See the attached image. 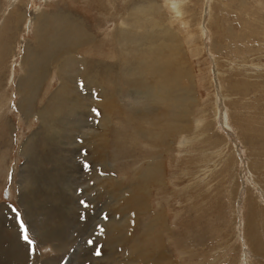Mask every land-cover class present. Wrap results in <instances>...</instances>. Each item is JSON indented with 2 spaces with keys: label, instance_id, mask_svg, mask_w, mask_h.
<instances>
[{
  "label": "rangeland",
  "instance_id": "374dc122",
  "mask_svg": "<svg viewBox=\"0 0 264 264\" xmlns=\"http://www.w3.org/2000/svg\"><path fill=\"white\" fill-rule=\"evenodd\" d=\"M112 1L0 0V264H159L146 245L144 226L162 209L169 229L158 227L153 236L160 238L173 264H264V55L257 56L264 45V0H157L150 11L179 35L174 47L182 54L173 63L194 73L193 94L202 105L190 115L188 131L163 129L161 138H148L149 126L141 123L144 133L138 139L132 132L146 110L140 92L132 83L125 88L122 78L117 100L104 103V96L112 89L107 80L121 72L122 48L129 59L141 53L140 20L150 25L151 16L133 8L131 0ZM59 8L80 16L78 24L95 41L82 39L80 63L72 71H60L56 64L48 69V80L29 97L33 113L24 115L20 79L27 45H39L37 17ZM121 30L129 33L127 38L120 36ZM243 47L251 52L241 51ZM86 61L94 62L91 69L98 68L96 84L81 77L73 81ZM62 82L76 86L83 107L64 100ZM110 102L118 103L111 122L102 107ZM163 109L152 116L158 128L168 115H176L172 110L178 111H167L164 119ZM206 125L208 135L187 138ZM83 149L88 150L91 172L82 168ZM160 153L167 186L152 185L147 195L152 208L138 215L129 191L137 187L144 192L145 184L136 176L149 156ZM135 177L137 185L130 186ZM80 188L92 205L84 210L86 220L79 218ZM12 206L29 225L35 252L22 239Z\"/></svg>",
  "mask_w": 264,
  "mask_h": 264
},
{
  "label": "bare ground",
  "instance_id": "6f19581e",
  "mask_svg": "<svg viewBox=\"0 0 264 264\" xmlns=\"http://www.w3.org/2000/svg\"><path fill=\"white\" fill-rule=\"evenodd\" d=\"M117 1H120V0H117ZM112 2H114V0ZM156 2L157 0H138L136 2H134L133 0L130 1V5L133 8L136 7V10H139L143 14L148 12L150 14L149 17L151 16L150 19L152 21L149 20L150 25H148L144 23V19L141 18L140 23L142 24L143 29L139 30V35H138V39L141 44V53L133 54V58L129 59L126 57L127 51L125 49L123 50L122 48V51L119 54V57L121 58V62L119 64V67H120L119 71L121 72H118L119 73L118 75L113 74V77L107 80V82L111 84L112 89L110 88V92L109 93L106 92L104 96V103L105 101H108L110 99L111 101H113L112 99H115L118 95L120 96L123 90L122 89L117 90L116 86L118 85V83L121 82L122 78L124 79L126 78L123 84L125 88L129 90L130 84L132 83L133 88L136 91L140 92L138 94L143 96L142 100L146 106L145 108L146 110L143 111L144 113L140 117V123L134 126V131L132 132V134L135 136L136 139L143 136V133H144L141 123H146L149 126V131L146 135L148 138L153 137L155 135H156V138H161L163 135V129H166L172 133H175V132L179 133L180 131H188V129H190L191 127L190 119L193 118L190 115H192V113L195 111L197 112L198 107L202 105L200 98L195 97L193 94L194 87H195L194 86L195 79H196V76L193 75L194 73L193 74L190 73L191 69L189 70L187 69V67H184L182 69V68H178L174 66L173 58H175L177 55L182 54L181 51H178L176 47H174V45L177 44V39L179 35L176 32H173L172 28L164 26V24L159 19L154 17L155 15L154 16L152 15V13H155L156 11L151 12L150 10L151 9L153 10L152 6L156 4ZM126 4H129V3H126ZM133 11L134 10H132V12ZM126 13L128 12L126 11ZM37 19L38 21L36 25H37V32L39 33V39L37 40H38L39 45L36 47H33L32 45H29V44L27 45V49H26L27 54L24 58L25 73L22 75L20 79V83H21L20 110L24 115H27L26 114L27 111H30L31 114L33 113V110H32L33 105H31V104H34L32 103L33 98H29V97L34 96L40 84L43 82V79L46 81V79L49 77V75H47L48 69L52 67L53 64H56L54 66H56L60 71L66 72L69 68H71V71H72L73 66L75 64L80 63L79 61L80 55H77V54H78L79 48L81 47L82 39H87L89 44L95 41V36L88 33V31L83 26L78 24V22H82V19L80 18V16H78L76 13L72 12L71 10H63L59 8L58 10L53 11L52 13L44 12L40 14L37 17ZM21 20L23 19L18 20V22ZM122 21H123V18H122ZM128 34H126L125 30H121L120 36L122 38H127ZM147 45H148V49L144 51V48ZM261 47H262V50L260 51L259 55H257L260 57L264 55L263 54L264 45H262ZM241 51L251 52L249 47H243ZM67 56L70 57L68 58L70 60L64 62L65 60L63 61V58ZM72 56H74L75 58H72ZM74 60H77V63H74ZM88 62H87V66L84 72H78V75L75 78L72 76V78H74L73 81L79 77L85 78L86 80L90 82V84L91 82L96 81L97 75H98L97 74L98 68H96L95 70L91 69V66L92 68H94L95 64L94 62H92L91 64ZM108 67L112 68L113 66L108 65ZM76 69L77 68H75L74 70L75 72H76ZM136 72L138 73V75L134 79V73ZM105 74H106V77L110 76V72H106ZM73 81H72V84H73ZM62 83H63V86H66V95H65L66 99L64 100H66L70 105L71 103H74V104L79 103L77 106L79 108L81 106L83 107L84 100L82 98L80 101V95L78 94V89L75 90L76 86L74 85V87L72 86L69 88L67 85V83L69 82H66V84L65 82H62ZM25 84H27V88L24 87ZM93 84H96V82H94ZM233 87L238 89V84L237 83L233 84ZM127 89H124V90L127 91ZM105 91L106 89H102V92H105ZM116 104L118 105V103ZM190 104L192 105L189 106ZM117 105H115L114 103L112 104L111 102L102 105V107H104L103 115L110 122L112 120L111 117H113V114L117 110ZM61 106H63L62 103L60 105H57L56 107H61ZM158 106L161 108H164L163 109L164 119H165V113L167 111H171V109H178V111L177 110L171 111L172 113H175L176 115L172 117L168 115V119L165 121V124H162L161 128H158V124L155 121L156 119L152 117L155 113L156 114L158 113L157 112L159 108ZM115 107H116V110H115ZM214 111H217V110L214 108ZM126 113L129 114V112H126ZM132 115H135V111H134V114ZM205 119L206 118H202L201 121H205ZM156 125H157V128H156ZM208 126L206 125L205 127H203L200 130V132H194L190 135H187V138L194 137V139H191V141L196 140V138L202 139L203 136H200V135L209 134ZM105 130L109 131L106 128ZM161 133L162 135L161 137H159L158 134H161ZM103 134H105V131ZM96 141H99V140H96ZM154 141H153V145H157ZM165 146H170V145L169 143H167L165 144ZM155 147L156 146H154V148ZM121 157H122V154L119 156V159ZM108 162L110 161H107L106 165L108 164ZM163 163L164 161H163V156L161 153L157 155L152 154V156H149L147 165L143 167L142 173L136 176L138 177V179L141 178L143 183L145 184L144 192L142 191V193L139 192L137 187H133L129 191V194L132 197V202H133L132 204L134 206V210L136 214L138 213L140 215L146 214L152 208L147 203V195L149 196V194H151L150 187L152 185H154L156 182L157 183L161 182L162 183L161 185H163V187L167 186V181L165 179V169H164ZM136 177L134 179V183L131 181L130 186H132L133 184L135 186L137 185L138 179ZM119 179H116V183L120 182ZM138 187H141V186H138ZM142 187H143V184H142ZM139 197L140 199L138 200L137 198ZM165 214H166V211L164 209H162V211L160 210L159 212L155 213L154 216L149 221H147V223L145 224L144 233L148 234V240L146 242V245L149 246V250L150 252H152V254L150 253L151 257L152 258L154 257L155 259L159 258L158 259L159 264L161 260H167L169 264H173L172 260L169 259L170 258L169 255L166 254L164 247L161 245V242H159L160 238L158 236H156V238L153 236L154 230L158 227L161 229V232H165L169 229V224H168L167 219L165 218L166 217ZM125 235L127 236V233H125ZM124 239H126V237ZM119 243H121V241ZM135 243L139 246L140 244L139 237L135 240ZM131 252H132V249H130L129 254ZM146 252H149V251L147 250Z\"/></svg>",
  "mask_w": 264,
  "mask_h": 264
},
{
  "label": "snow or ice",
  "instance_id": "6c2138e0",
  "mask_svg": "<svg viewBox=\"0 0 264 264\" xmlns=\"http://www.w3.org/2000/svg\"><path fill=\"white\" fill-rule=\"evenodd\" d=\"M80 83H81V87H83V82L81 81ZM92 111L97 116L100 115V112H99L98 109H95L94 108V109H92ZM97 123H98V121H97ZM80 142L83 143L82 140ZM87 155H88V150L87 149H83L82 150L83 159L80 162H81L82 168L85 171L91 172L93 170V165L87 159ZM98 171H100V174L101 175H104L105 174L102 170H99L98 169ZM78 192L81 194L80 197H79V199H78V204H79L80 209H81V214H80V217L79 218L81 220H86L87 219V213L84 210H90L92 208V205L89 203V201L86 198H84V194L86 192V190L84 188L78 189ZM11 211L16 214V218H17V221H18V226H19V229H20L21 234H22V239L27 243V245H29V247L31 248V250L33 252H35V244H36V241L34 239H32L30 237V235H29V232H30L29 225H27L25 223V221L21 217V214L18 211V209H16L14 206H12L11 207ZM103 218L105 220L108 219L107 213L103 214ZM97 227L100 229L101 232L104 231V228H103L102 225H97ZM87 243L92 244V243H94V241L93 240H89V241H87ZM97 254H100L98 250H97Z\"/></svg>",
  "mask_w": 264,
  "mask_h": 264
}]
</instances>
